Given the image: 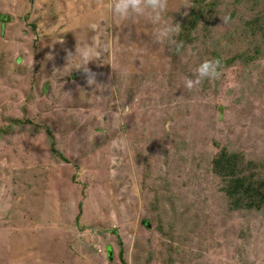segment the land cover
I'll list each match as a JSON object with an SVG mask.
<instances>
[{"label": "rangeland", "instance_id": "1", "mask_svg": "<svg viewBox=\"0 0 264 264\" xmlns=\"http://www.w3.org/2000/svg\"><path fill=\"white\" fill-rule=\"evenodd\" d=\"M211 1L177 53L110 0H0V264H122L119 234L127 264H264V211L231 210L212 170L216 143L264 160V52L184 87L203 61L253 49L240 32L264 0ZM192 3L168 0L163 20ZM77 42L100 50L93 85L68 64Z\"/></svg>", "mask_w": 264, "mask_h": 264}, {"label": "trees", "instance_id": "2", "mask_svg": "<svg viewBox=\"0 0 264 264\" xmlns=\"http://www.w3.org/2000/svg\"><path fill=\"white\" fill-rule=\"evenodd\" d=\"M215 1L211 0H193L190 10L181 24V31L178 35V43L182 44L179 51L184 49L188 44L194 41L193 32L199 27L206 14L215 7ZM36 31V24H33ZM251 38V47L242 52H237L228 59L222 58L216 54L220 62L226 64L242 61L244 64L251 63L259 58L264 52V14L252 16L243 22V28L240 32ZM37 39L34 43L36 44ZM30 122L35 125L31 119L23 120L21 118L12 119L13 123L23 124ZM12 125L0 127V133L8 132ZM47 127V134L50 140V147L54 153H57L68 160L61 154L56 146V140L52 129ZM220 147L212 160V170L222 182V190L227 199L228 206L231 210L242 212H261L264 211V160L260 158H250L245 152L238 149H229L227 146L216 143ZM83 212V203H79V213L77 223L80 222ZM113 232H118L116 229ZM119 239V256L122 264H127L123 241Z\"/></svg>", "mask_w": 264, "mask_h": 264}, {"label": "clouds", "instance_id": "3", "mask_svg": "<svg viewBox=\"0 0 264 264\" xmlns=\"http://www.w3.org/2000/svg\"><path fill=\"white\" fill-rule=\"evenodd\" d=\"M108 8L112 14V17L119 22H135L139 18H144L146 21L158 27L153 31L151 37L155 43L169 45H175L177 53H179L182 47L181 43L175 40V37L179 35L181 31V25L179 23H168L163 20V14L168 9V0H110ZM228 16H222L223 23L229 22ZM98 25L93 23L90 28L93 31L98 30ZM100 51L96 46L85 45L81 46L77 42L75 54L72 51H68L67 60L68 64L72 62L74 57H79V62L72 65V68L81 70L87 78V83L93 85L96 83V74L88 67L89 63L94 60H99ZM107 51V48L103 49ZM223 75L221 63L216 60L203 61L195 72L194 79H186L184 87L191 91L199 86L204 80L219 79ZM132 104L125 107V111L131 113Z\"/></svg>", "mask_w": 264, "mask_h": 264}, {"label": "water", "instance_id": "4", "mask_svg": "<svg viewBox=\"0 0 264 264\" xmlns=\"http://www.w3.org/2000/svg\"><path fill=\"white\" fill-rule=\"evenodd\" d=\"M150 225H151L150 223L147 224V226H150ZM109 256H110V258L112 257V251L111 250H109Z\"/></svg>", "mask_w": 264, "mask_h": 264}]
</instances>
